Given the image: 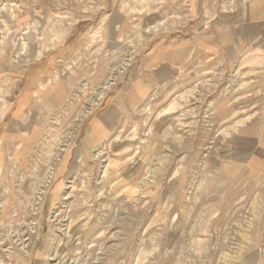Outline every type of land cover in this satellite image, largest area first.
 I'll list each match as a JSON object with an SVG mask.
<instances>
[{"label":"rangeland","instance_id":"374dc122","mask_svg":"<svg viewBox=\"0 0 264 264\" xmlns=\"http://www.w3.org/2000/svg\"><path fill=\"white\" fill-rule=\"evenodd\" d=\"M263 149L264 0H0V264H247Z\"/></svg>","mask_w":264,"mask_h":264},{"label":"bare ground","instance_id":"6f19581e","mask_svg":"<svg viewBox=\"0 0 264 264\" xmlns=\"http://www.w3.org/2000/svg\"><path fill=\"white\" fill-rule=\"evenodd\" d=\"M239 4V3H238ZM237 7H239V6H237ZM256 7V6H255ZM253 8V7H252ZM248 10V9H247ZM251 10V9H250ZM242 11H240V13H241ZM251 12H252V10H251ZM248 13V12H247ZM252 14V13H251ZM249 15V14H248ZM239 16V15H238ZM250 17V16H249ZM252 20L254 19V18H251ZM252 20H251V22H252ZM258 22V21H257ZM247 24V23H246ZM249 25V24H248ZM253 25H256V24H254L253 23ZM233 26V25H232ZM257 28V27H256ZM244 31V30H243ZM247 31V30H246ZM256 31V30H255ZM262 31H263V29H262ZM226 34V33H225ZM222 37H224V36H222ZM243 37V36H242ZM250 38V37H249ZM239 41H241V39L239 40ZM226 44H228V43H226ZM241 47V46H240ZM249 47H250V45H249ZM235 48H236V46H235ZM228 49V48H227ZM257 61V60H256ZM252 62H253V60H252ZM254 63H257V62H255L254 61ZM253 63V64H254ZM260 63V62H259ZM164 77V76H163ZM64 89V88H63ZM62 94V93H61ZM56 95V94H55ZM58 99H60V98H58ZM170 109V108H169ZM173 109V108H172ZM172 111V110H171ZM86 112V111H85ZM84 112V113H85ZM50 114V113H49ZM81 114V113H80ZM88 114L89 113H85V115H84V118H86L87 116H88ZM83 116V115H82ZM43 119V118H42ZM73 124V123H72ZM74 137V136H73ZM35 138V137H34ZM31 139V138H30ZM219 142V141H218ZM72 144V143H71ZM27 145V144H26ZM89 145V144H88ZM255 145V144H254ZM28 146V145H27ZM68 146V145H67ZM89 147V146H88ZM30 148V147H29ZM33 149V148H32ZM249 150V149H248ZM264 150V149H263ZM225 152V151H224ZM24 153V152H23ZM257 153V152H256ZM59 154V153H58ZM262 154V153H261ZM28 155V154H27ZM214 155V154H213ZM219 156V155H218ZM248 156H250V155H248ZM72 157V156H71ZM65 161V160H64ZM48 162V161H47ZM64 163V162H63ZM65 165V164H64ZM237 166H239V165H237ZM62 169V168H61ZM240 170V169H239ZM238 172V171H237ZM239 172H241V171H239ZM106 173V172H105ZM247 178V177H246ZM244 181V180H243ZM257 182V181H256ZM212 182H210V184H211ZM259 183V182H258ZM244 184H245V182H244ZM256 184V183H255ZM254 184V185H255ZM217 185H220V184H217ZM221 185H223L222 183H221ZM228 185V184H227ZM249 185H250V182H249ZM244 186V185H243ZM218 187V186H217ZM250 187V186H249ZM249 187L247 188V187H245V189L247 188V189H249ZM221 188L223 189V186H221ZM238 188V187H237ZM219 189V188H218ZM229 189V188H228ZM256 190V189H255ZM254 190V191H255ZM227 191V190H226ZM237 191V190H236ZM252 191V190H251ZM177 192V191H176ZM247 192H248V190H247ZM250 192V191H249ZM174 193V192H173ZM180 193V192H179ZM237 193V192H236ZM239 193V192H238ZM224 194V193H223ZM241 194V193H240ZM256 194V193H255ZM223 196V195H222ZM233 196V195H232ZM254 198H255V196H254ZM230 199V198H229ZM229 199H227V200H229ZM260 200V199H259ZM223 201V200H222ZM228 202V201H227ZM226 202V203H227ZM259 203V202H258ZM254 204V203H253ZM260 204H262V203H260ZM214 206V205H213ZM201 207H203V205H201ZM225 207V206H224ZM223 207V208H224ZM264 207V206H263ZM190 208V207H189ZM201 209V208H200ZM260 209V208H259ZM262 211V210H261ZM260 211V212H261ZM252 212V211H251ZM255 212V211H254ZM128 214V213H127ZM257 214H258V210H257ZM256 214V215H257ZM263 214V213H262ZM131 216H133V215H131ZM129 217V216H128ZM254 217V216H253ZM263 217V216H262ZM138 218V217H137ZM256 218V220L258 219V217H255ZM136 220V219H135ZM253 220V219H252ZM263 220V219H262ZM134 221V220H133ZM234 221V220H233ZM131 222V221H130ZM250 222V221H249ZM255 222V221H254ZM123 223H125L124 221H123ZM127 223H129V220H127V222L125 223L126 225H127ZM256 223V222H255ZM135 224V223H134ZM251 224V223H250ZM252 224L254 225V223H253V221H252ZM258 224V223H257ZM131 225V224H130ZM248 225V224H247ZM260 225H261V223H260ZM132 226H133V224H132ZM131 226V227H132ZM259 226V224L257 225V226H255V230H254V232H253V237L254 238H256L258 235H259V231H258V228H260V227H258ZM262 226V225H261ZM127 228V227H126ZM29 229V228H28ZM123 229V228H122ZM129 229V228H128ZM206 230V229H205ZM250 230H252V229H250ZM260 230H261V228H260ZM261 233V232H260ZM10 234V233H9ZM239 234V233H238ZM89 235V234H88ZM248 236H249V232H248V234H247ZM251 235V234H250ZM254 238H252V239H250L249 241H253V240H255ZM246 239V238H245ZM227 240V239H226ZM244 241H246V240H244ZM248 241H246V243H247ZM250 244V243H249ZM242 245V244H241ZM21 247H22V245H21ZM199 247V246H198ZM243 248V247H242ZM244 250H245V247L243 248ZM116 251H117V249H116ZM152 251V250H151ZM242 251V250H241ZM110 253H112V252H110ZM116 253V252H115ZM141 253V252H140ZM138 254V253H137ZM143 255V254H142ZM147 255V254H146ZM150 255V254H149ZM239 255V254H238ZM5 256V255H4ZM226 256V255H225ZM113 257H114V255H113ZM109 258V257H108ZM146 258H147V256L145 257V260H146ZM225 258V257H224ZM227 258H228V256H227ZM111 259V258H110ZM143 259V258H142ZM141 260V259H140ZM224 260V259H223ZM226 260V259H225ZM253 260H258V262H262V261H264V255H263V253L262 254H259V253H257V252H251L248 256H246V258H244V261L247 263V264H251V262L253 261ZM135 261H137V259L135 260ZM143 261H144V259H143ZM143 261H141V263H143ZM227 261V260H226ZM232 261V260H231ZM230 260H229V262H231ZM138 262H139V260H138ZM138 262H136V263H138ZM228 262V261H227ZM140 263V264H141ZM218 263V262H217ZM106 264H108V263H106ZM230 264V263H229ZM233 264V263H232Z\"/></svg>","mask_w":264,"mask_h":264}]
</instances>
